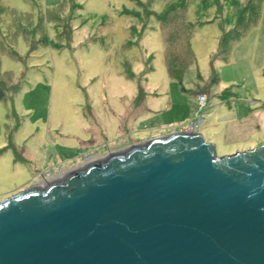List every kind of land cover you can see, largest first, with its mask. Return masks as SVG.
I'll use <instances>...</instances> for the list:
<instances>
[{"label":"rangeland","instance_id":"obj_1","mask_svg":"<svg viewBox=\"0 0 264 264\" xmlns=\"http://www.w3.org/2000/svg\"><path fill=\"white\" fill-rule=\"evenodd\" d=\"M170 1L0 0V202L183 131L201 93L199 131L218 157L264 145V2L234 40L245 0H182L196 61L180 82L159 24Z\"/></svg>","mask_w":264,"mask_h":264},{"label":"water","instance_id":"obj_2","mask_svg":"<svg viewBox=\"0 0 264 264\" xmlns=\"http://www.w3.org/2000/svg\"><path fill=\"white\" fill-rule=\"evenodd\" d=\"M0 264H264V145L218 157L178 131L24 189Z\"/></svg>","mask_w":264,"mask_h":264},{"label":"trees","instance_id":"obj_3","mask_svg":"<svg viewBox=\"0 0 264 264\" xmlns=\"http://www.w3.org/2000/svg\"><path fill=\"white\" fill-rule=\"evenodd\" d=\"M244 2L247 4V8H250L249 15L251 18L250 21L243 24L244 27L233 38L234 40L244 38L250 29L258 25L260 21V10L264 0H245ZM178 7H184L182 0L170 1L167 10L159 17V24L165 46L166 67L171 76L181 82L184 70L194 64L196 59L191 49L192 30L186 22H183L182 17L178 15ZM5 87L6 84L4 83V86L0 88V98L5 95L3 90Z\"/></svg>","mask_w":264,"mask_h":264},{"label":"built area","instance_id":"obj_4","mask_svg":"<svg viewBox=\"0 0 264 264\" xmlns=\"http://www.w3.org/2000/svg\"><path fill=\"white\" fill-rule=\"evenodd\" d=\"M197 113L194 116V118L186 124L185 129H181L186 132H199V127L203 124V114L206 112L207 103H208V97L207 94L201 93L197 96ZM89 158H87L88 160ZM90 160H88L89 162ZM49 176L47 179H53V173L48 172ZM45 179V181L47 180Z\"/></svg>","mask_w":264,"mask_h":264},{"label":"bare ground","instance_id":"obj_5","mask_svg":"<svg viewBox=\"0 0 264 264\" xmlns=\"http://www.w3.org/2000/svg\"><path fill=\"white\" fill-rule=\"evenodd\" d=\"M88 164H89V163H88ZM85 165H87V164H85ZM65 175H67V174H65ZM65 175H62L61 177L65 176ZM61 177L53 178V179H50L49 181H45V182H44L43 184H41L40 186L43 187V186H45V185H48V183H50V182H54V181L60 179Z\"/></svg>","mask_w":264,"mask_h":264},{"label":"crops","instance_id":"obj_6","mask_svg":"<svg viewBox=\"0 0 264 264\" xmlns=\"http://www.w3.org/2000/svg\"><path fill=\"white\" fill-rule=\"evenodd\" d=\"M200 132V131H199Z\"/></svg>","mask_w":264,"mask_h":264}]
</instances>
